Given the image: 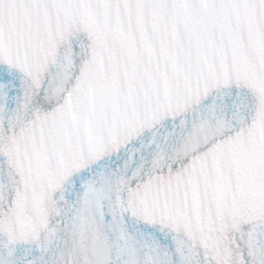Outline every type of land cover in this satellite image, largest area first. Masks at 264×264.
<instances>
[{
	"label": "snow or ice",
	"instance_id": "obj_1",
	"mask_svg": "<svg viewBox=\"0 0 264 264\" xmlns=\"http://www.w3.org/2000/svg\"><path fill=\"white\" fill-rule=\"evenodd\" d=\"M0 264H264V0H0Z\"/></svg>",
	"mask_w": 264,
	"mask_h": 264
}]
</instances>
